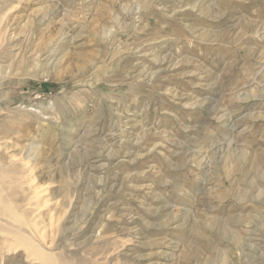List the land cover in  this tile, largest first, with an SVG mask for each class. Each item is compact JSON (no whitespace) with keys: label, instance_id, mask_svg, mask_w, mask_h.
Returning a JSON list of instances; mask_svg holds the SVG:
<instances>
[{"label":"rangeland","instance_id":"obj_1","mask_svg":"<svg viewBox=\"0 0 264 264\" xmlns=\"http://www.w3.org/2000/svg\"><path fill=\"white\" fill-rule=\"evenodd\" d=\"M0 166L67 264H264V0H0Z\"/></svg>","mask_w":264,"mask_h":264},{"label":"bare ground","instance_id":"obj_2","mask_svg":"<svg viewBox=\"0 0 264 264\" xmlns=\"http://www.w3.org/2000/svg\"><path fill=\"white\" fill-rule=\"evenodd\" d=\"M12 159L14 160L15 158H12ZM10 163H12V162H10ZM22 163L25 164L27 162L26 161L25 162H21V164ZM23 164H22L23 167L21 166V168H23V169L25 168L26 169V167H29V166H27L28 163H27V165L25 164L26 166L23 165ZM0 167H2V166H0ZM2 168H4V166ZM19 168L20 167H18L17 169H19ZM5 169H3V170H5ZM13 169H15V168H13ZM22 171H24V170H22ZM1 172H3V171H1ZM14 172H15L14 170L7 171V172H3V176L0 179V214H1V216L2 215H5V218L7 216V220L9 219V223H4L3 221L0 220V232H2V233L5 232L6 233V234L5 233L2 234L4 236L3 237L1 236V242L2 241L4 242L5 240L7 241L8 240L7 239L8 237L9 238L12 237L13 239H16V240H19L20 242H22L30 251H32L31 254H34L35 253L37 255V258H39V260H41V262L43 264H67L66 261L59 260L61 258V256H59L60 258L57 257L58 258L57 259V258H55L56 255H55V257L53 256V254H54L53 251H47L46 250V249L49 250V246L50 245L45 240L46 237L44 238V236L42 235L43 233L40 231L41 228L39 227V225L37 226V223H38L37 220L39 219V215L41 214L42 209L45 208L44 207V204L45 203L43 202L45 200V199L43 200L44 190L41 187H39V186H35V183L31 182V180L25 179L24 176H21L22 174L19 175L20 173L19 174L18 173L16 174ZM24 173H25V171H24ZM8 190H9V192H8ZM19 194L22 196L21 200L24 199V201H25V199H26L25 202L23 201L24 202V206H23V208L21 210L18 209L17 204L16 205L13 204L12 199L10 197V196H12V197L13 196H18ZM16 199H17V197H16ZM20 204H22V203H20ZM47 204H49V203H47ZM47 206H49V205H47ZM47 208H46V210H47ZM51 209H48V211H47V213H49L50 218L52 217V215H51V212H52ZM26 210L27 211L29 210L32 214L29 213V211H28L29 214H27ZM25 212H26L27 215H30V217L28 216V218H26L27 216L25 217V215H24ZM49 216H47V217H49ZM47 217H45V219ZM63 217L60 216L59 217L60 219L59 218H58L59 220L56 219V222L59 221L61 223V220H62L61 218H63ZM52 221L53 220L50 219L48 222H52ZM43 223H44V220H43ZM42 225H45V224H42ZM58 225L61 226V224H58ZM58 225H56L57 226L56 227L57 229H59L58 228L59 227ZM46 227L47 226H45V230H47ZM48 229H49V227H48ZM38 232H41L42 234H40V233L38 234ZM43 232H46V231H43ZM60 232H62V231H60ZM47 235L45 234V236H47ZM57 235L59 236L61 234L58 233ZM63 235H64V232H63ZM47 237H48V239H50L49 238L50 236H47ZM10 240H11V238H10ZM6 243H8V242H6ZM14 243H16V242H14ZM16 247H17V245H16ZM36 260H38V259H36ZM98 263H100V262H98Z\"/></svg>","mask_w":264,"mask_h":264}]
</instances>
